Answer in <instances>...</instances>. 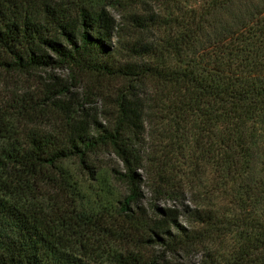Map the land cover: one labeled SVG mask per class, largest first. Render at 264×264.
<instances>
[{
    "label": "trees",
    "instance_id": "obj_1",
    "mask_svg": "<svg viewBox=\"0 0 264 264\" xmlns=\"http://www.w3.org/2000/svg\"><path fill=\"white\" fill-rule=\"evenodd\" d=\"M57 1L0 0V74L69 67L122 89L107 125L57 112L44 132L51 107L26 95L0 115V264H97L107 236L127 244L109 264H264V0H115L145 5V75L116 61L123 34L105 5ZM105 156L125 194L92 220L61 166L92 177ZM142 172L155 201L179 208L143 210Z\"/></svg>",
    "mask_w": 264,
    "mask_h": 264
},
{
    "label": "rangeland",
    "instance_id": "obj_2",
    "mask_svg": "<svg viewBox=\"0 0 264 264\" xmlns=\"http://www.w3.org/2000/svg\"><path fill=\"white\" fill-rule=\"evenodd\" d=\"M56 2L58 1L56 0ZM92 2L105 5V8L112 13L122 31L121 44L123 49L121 54L116 56V61L121 66H132L135 72H143L145 75V44L154 40L153 34L145 33V5L126 9L124 6H116L115 0H92ZM120 4H123V2H120ZM134 13L143 19L140 22L142 26L132 22L130 17ZM50 57L54 58L51 54ZM121 89L122 85L115 80L102 83L75 68L69 67L43 68L25 75L1 73L0 115L8 110L9 106L14 105L15 101L20 100L22 95H26L23 99H31L40 105L46 104L51 107L49 110L47 108L44 113L45 117L40 122L44 132L51 129L53 123L51 114L57 112L61 115H63L62 113L74 115L73 111H76L79 114V119L84 118L88 122L94 120L101 125H107L115 115V111H117L115 101ZM59 91L64 93L60 95ZM133 95L135 96L131 99L138 106L143 104L145 101V87L139 92H134ZM54 103L57 106L61 104L62 109L57 111L52 108L55 105ZM8 111L11 112L10 109ZM3 124L4 121L0 123V131L7 129H4ZM61 168L66 173L65 176L72 186L68 196L71 200L74 199L76 208L84 216L92 217L93 220V217L107 216L105 213H112L116 210V207H118L117 202L125 194L124 185L113 179L112 169L122 170V165L117 159L113 156L100 157L96 161L95 173L92 177L87 173L85 175L80 174L74 161H68ZM140 175L144 177L143 199L140 203L143 210L150 202L155 203L160 209L178 207V204L175 206L170 203L155 201L149 193L148 186H145V174L142 172ZM41 194L45 195L47 193L42 191ZM45 197L49 199V203L53 208L62 209L64 216H68V211L71 212V210L64 209L68 201L65 202V200L54 194H47ZM106 222L115 223L108 218ZM177 222L184 223L183 219H179ZM113 241V238L107 236L105 238L99 237L93 242L92 250L99 251L102 254L101 259L96 261L97 264H109L106 260V254L109 250L123 249L127 245L118 239ZM199 259V255L191 253L183 259V262L196 263Z\"/></svg>",
    "mask_w": 264,
    "mask_h": 264
}]
</instances>
